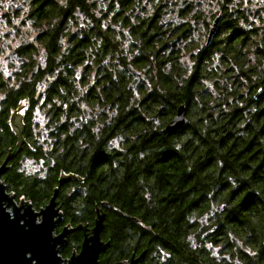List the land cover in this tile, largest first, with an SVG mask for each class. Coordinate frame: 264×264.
<instances>
[{"label":"trees","instance_id":"16d2710c","mask_svg":"<svg viewBox=\"0 0 264 264\" xmlns=\"http://www.w3.org/2000/svg\"><path fill=\"white\" fill-rule=\"evenodd\" d=\"M180 1L172 5L184 16ZM131 3L30 0L25 20L36 29L34 39L9 51L10 75L0 69V162L19 141L12 126L17 116L23 139L3 181L35 207L58 187L63 214L58 231L68 223L91 228L97 211L103 212L100 235L109 245L100 264L126 263L142 252L141 264H264V216L249 211L253 200L258 208L264 200V97L252 99L264 88V37H216L210 48L196 51L191 72L185 73L155 48L153 41L162 34L159 11L131 26ZM220 4L232 8L234 0ZM7 23L14 26L11 18ZM111 23L128 28L129 51L134 40L140 42L138 55L126 58L125 35L119 40ZM212 60L224 67L207 75L205 65ZM224 74L228 82L215 84L218 96L212 95L204 79ZM180 105L189 124L159 135ZM111 112L117 115L109 121ZM124 133L122 150L106 154L104 142ZM173 142L189 146L178 153ZM140 152L151 156L141 160ZM189 160L191 170L185 167ZM138 180L154 186V202ZM211 213L215 217L204 225ZM82 237L80 230L71 232L61 255L78 250Z\"/></svg>","mask_w":264,"mask_h":264},{"label":"rangeland","instance_id":"374dc122","mask_svg":"<svg viewBox=\"0 0 264 264\" xmlns=\"http://www.w3.org/2000/svg\"><path fill=\"white\" fill-rule=\"evenodd\" d=\"M5 2H7V0H0V69L2 68L6 75H10L12 73V70H10V63L12 58L8 55L9 51H11L12 48L22 42H25L27 40H33L34 35L36 33V29L31 28L29 21L25 20V9L28 7V3L30 2V0H11V3L15 5V7H11L10 10H3V3ZM133 2L134 4H138L135 7L136 9L134 8V11L132 13L127 11V17L129 19L128 25L134 26L138 24L136 16L142 19H149L154 14V12L158 10L160 16L159 18H157V23H159L160 25V31H162V34L158 35L155 38L156 40L153 41L155 42V48L156 50H160L159 55L161 57H170V59L173 60L176 65L180 68V71H183L185 73L191 72L196 51H198L199 48L202 49L206 46L204 40L208 39L207 32L209 29V27H205L206 23H214L218 16H220V19L218 20L219 24H222L223 20H225V29L228 28L231 24V27L235 26V28H233V32H239L240 30H253L254 26L259 23V20L264 18V12L259 13L258 18L252 12V10L254 9L253 4L255 3L260 5V0H234L232 8L231 6L220 4V0H193V10L188 13V16L185 14V16H177L178 10L177 8H173L172 0H133ZM239 2L241 3V5ZM103 3L104 1H100L99 6ZM221 6L227 7L223 8ZM182 8L184 7L180 6V9ZM222 10L224 11V13L229 14L227 15V18L226 16H224ZM228 10H230L231 12H228ZM196 12L197 19H194L193 15ZM17 14H19V16H17ZM10 18L14 21V26H11V24L7 23V19ZM255 18H257V21L255 20ZM20 21H25L26 24L20 23L19 25ZM262 22H264V19L261 20V23ZM111 24L112 26H114L117 38L119 40H121L122 36L125 35V39L123 41V49L125 51L124 55L126 56V58L130 60L132 57L138 55L139 50L137 47L141 45L140 42L134 40L133 44L135 45L131 47L133 48V51L128 50L129 46L132 44L131 38L128 34V28H122L119 25L113 23ZM223 32H225V30L218 27L217 35L213 36L212 43L216 40V37L219 40L225 39L227 37V34ZM252 38H255L256 41L259 40L256 37H251V39ZM249 42H251V40H249ZM161 45L163 46V48L161 47ZM254 46L255 45H253V47ZM150 60L153 61L152 58ZM210 64L208 63L205 65L207 75L208 73H210L211 70L217 73L220 69L222 70V68L224 67H221L222 64H220L216 60H212ZM78 74H80V70L78 71ZM228 75L231 78L234 74H231L230 72ZM227 79L228 78L225 74L222 77L220 75H216L214 78L204 79L203 86H205L207 91L211 92L212 95L216 94L218 96V90L215 88V84L223 86L225 82H228ZM241 92L247 93V95L249 94L245 86H243ZM252 109H254V107H252ZM94 111L95 112L92 114V117L96 119V115L98 112L97 110ZM88 112L89 111L87 109L86 114L89 115ZM17 117H19L21 121V117ZM17 117L13 120V128H16L17 125H19ZM42 119L43 118L39 116V122H42ZM181 128L182 127L177 129L172 134H175ZM28 165L33 169L36 168L34 162L30 164L28 163ZM64 178L65 180L68 179L66 177ZM109 207L111 209L112 206ZM98 213L101 212L98 211ZM214 217L215 213H211L205 216L203 218L204 225H208ZM59 225H61V222L59 223Z\"/></svg>","mask_w":264,"mask_h":264},{"label":"water","instance_id":"95a60500","mask_svg":"<svg viewBox=\"0 0 264 264\" xmlns=\"http://www.w3.org/2000/svg\"><path fill=\"white\" fill-rule=\"evenodd\" d=\"M219 19L220 16L209 29L207 44L212 40L216 32ZM263 96L264 91H259L254 96V99ZM179 114H183L186 117V108L183 105L176 109L175 115L157 133L172 134L179 129L180 125L174 127L172 123ZM17 121L19 123L15 128L19 138L17 146L0 163V264H82L80 258L84 255L85 245L92 241L97 244V251L94 256L95 264H100L99 257L109 245L107 241L101 239L100 235L103 228V212L98 213L97 211V217L91 228L81 224L76 226L68 224L58 231V224L62 221V212H58L60 208L56 202L58 187L54 188L48 203L38 212H34L30 204L23 202V200H21L19 206H16L13 202V197L6 194L8 187L1 180V177L9 168V160L20 149L23 141L21 137L22 125L19 117H17ZM61 182L60 179V184ZM11 205H13L12 209L8 210L7 208L11 207ZM111 209L114 210L112 207ZM126 217L130 218L128 215ZM37 218H40L39 222H37ZM76 230H80L83 234L79 249L64 258L61 255V250L66 243L68 235ZM143 254L144 252L137 257L131 256L123 264H137Z\"/></svg>","mask_w":264,"mask_h":264},{"label":"clouds","instance_id":"9594fccd","mask_svg":"<svg viewBox=\"0 0 264 264\" xmlns=\"http://www.w3.org/2000/svg\"><path fill=\"white\" fill-rule=\"evenodd\" d=\"M260 3H264V0H260ZM253 6L255 7V6H259V5L254 3ZM11 7H15V5H13L11 3V0H7V2L3 3V10H10ZM26 11H27V9H25V12ZM115 115H117L116 112L109 113V121L111 120V117L115 116ZM172 123H173L174 127L176 125H180L181 127H184V126L189 124V121L187 120V118L183 114H179L175 117V119L173 120ZM93 131H98V129H93ZM126 135H127V133H124V134L118 135V139L106 140L103 144L104 152L106 154L111 153L114 148H120L122 150V144H123V141L125 140ZM190 144H191V141H189V145ZM189 145H185L181 142H173L172 147L175 149L176 152L184 153L186 148ZM150 156H151V152H147V153L146 152H140L138 154V158L141 160H144L145 157L150 158ZM24 159L28 160L27 157H25ZM28 163L30 164V163H32V161L28 160ZM192 166L193 165H192L190 160L185 164V167H187L189 170H191ZM25 167H27V165H25ZM20 170L23 171L24 168H21ZM232 184L235 187L237 185V179L233 178ZM137 186H138V188L140 186H143V191L148 194V199L150 201L154 202V197H157V193H156L154 186L148 185L145 180H138ZM253 197H255V193H252L250 200H252ZM259 204L261 205V207L258 208L257 202L255 200H253V202L249 205V211L258 212L260 215L264 216V200L259 201ZM213 207H216V205H214ZM224 207H225L224 203L219 204L220 209H224ZM236 242H237L238 246H240V247L244 246L240 239H237ZM129 243H131V241H129ZM96 251H97V244L95 241L87 243L85 245L84 255H83V257L80 258L82 260V264H95L94 256H95ZM252 255H255V253H252ZM236 264H240V261L237 260Z\"/></svg>","mask_w":264,"mask_h":264},{"label":"bare ground","instance_id":"6f19581e","mask_svg":"<svg viewBox=\"0 0 264 264\" xmlns=\"http://www.w3.org/2000/svg\"><path fill=\"white\" fill-rule=\"evenodd\" d=\"M183 0H181L180 2H179V4H180V6H183V7H186V0H185V4L182 2ZM132 4V6H133V8H135L136 6H137V4H134V3H131ZM192 8H193V6H192ZM136 9V8H135ZM185 15H187V11H186V14ZM184 15V16H185ZM177 16H180V13H179V11H178V13H177ZM137 18V17H136ZM137 19H141L140 17H138ZM212 22H210L209 23V29H210V27L212 26ZM218 27L219 28H222V29H224L225 30V32H223V33H225V34H228V31H230V35H232V36H236L235 35V33L236 32H233V28L232 27H228V28H224V26H222V24H219V23H217V28H216V32H215V34H214V36L215 35H217V32H218ZM209 29H208V32L207 33H209ZM205 41V43H206V48H210L211 47V44H212V40L207 44V40L205 39L204 40ZM253 49H255L254 47H253ZM249 52H251V51H249ZM250 57H251V55H250ZM253 58V57H252ZM216 59V58H215ZM259 91H264V88H258L256 91H254V94H253V96H252V99H253V101L255 100V101H258L259 99H261V97L260 98H258V99H254V96L256 95L255 93L256 92H259ZM171 120V119H170ZM169 120V121H170ZM168 121V122H169ZM167 122V123H168ZM166 123V124H167ZM165 124V125H166ZM164 125V126H165ZM164 126H162V127H164ZM160 129V128H159ZM3 161V160H2ZM1 161V162H2ZM0 162V163H1ZM1 180L3 181V179H2V177H1ZM4 182V181H3ZM5 183V182H4ZM5 185H7L6 183H5ZM7 187H8V185H7ZM6 194L7 195H11L12 197H13V202H14V204L16 205V206H19L20 205V203H21V200H23V202H27V203H29L30 204V206H31V208L33 209V211L34 212H38L41 208H44L45 207V204H47L48 203V201L44 204V205H42V206H39V207H35V206H33V204H32V202L30 201V200H28V199H26L23 195H17L16 194V192H14V191H12V190H10L9 188L6 190ZM56 202H57V200H56ZM102 205H104V203H102ZM57 206L60 208V206L58 205V203H57ZM12 207H13V205H11V207H8L7 209L8 210H11L12 209ZM57 208V207H56ZM58 212H62L61 211V208H60V210H58ZM125 217H126V215L125 214H123ZM130 217V216H129ZM127 218V217H126ZM131 219H134L133 217H130ZM40 221V218H37V222H39ZM95 221V220H94ZM104 221V220H103ZM135 221L137 222L138 220L137 219H135ZM138 223V222H137ZM69 224V223H68ZM59 225V224H58ZM139 225H142L141 224V222L139 221Z\"/></svg>","mask_w":264,"mask_h":264},{"label":"flooded vegetation","instance_id":"af4514ba","mask_svg":"<svg viewBox=\"0 0 264 264\" xmlns=\"http://www.w3.org/2000/svg\"><path fill=\"white\" fill-rule=\"evenodd\" d=\"M240 3V2H239ZM241 5V3H240ZM193 6V0H186V11H187V16L189 15L188 13L190 11L193 10L192 8ZM252 12L254 13V15H256V17L258 18L259 16V13H262L264 12V3H260V5L258 7H254V9L252 10ZM257 18H255V20L257 21ZM264 19V18H262ZM259 20V23H257L256 26H254V29L253 30H249V31H246V30H240L239 32H236L235 35L240 38L241 36L246 38L248 37L249 35H257L258 37L257 38H263L264 37V22L261 23V20ZM224 23H225V20H223L222 22V26H224ZM231 27V24L230 26ZM235 27V26H232V28ZM188 29V28H187ZM230 34V31H228V35ZM134 255L135 257L137 256L135 253L132 254ZM131 255V256H132ZM113 264H123L122 261H115L113 262ZM137 264H141L140 262H138Z\"/></svg>","mask_w":264,"mask_h":264}]
</instances>
